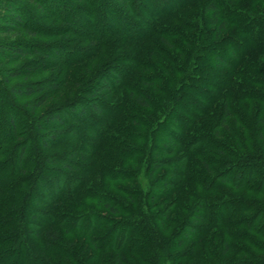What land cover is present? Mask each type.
<instances>
[{
    "label": "trees",
    "instance_id": "obj_1",
    "mask_svg": "<svg viewBox=\"0 0 264 264\" xmlns=\"http://www.w3.org/2000/svg\"><path fill=\"white\" fill-rule=\"evenodd\" d=\"M120 1L122 7L88 2L91 14L98 13L96 25L110 10L122 29L86 23L94 37L69 22L66 32L87 40L88 53L71 58L64 50L51 52V60L65 67L97 61L88 66L95 68L88 102L77 95L42 119L84 125L51 137V146L65 140L84 147L50 156L42 154L44 141L33 156L25 154L27 144L11 145L13 155L0 154V264H264L207 257L213 248L264 252V0H171L148 16L137 0ZM59 2L77 15V7ZM113 37L115 44L107 40ZM121 38L149 49L125 47ZM53 47L86 51L60 42ZM13 52L29 54L21 47ZM66 76L46 88L58 90ZM34 90L41 89L14 92L20 97ZM238 104L250 109L233 117ZM14 109L30 137L43 140L34 132L39 120ZM0 123L2 153L19 134L13 122L11 128ZM251 140L263 148L241 154ZM49 165L57 188L51 181L54 189L39 199L33 187L44 185L39 174ZM241 192L254 195L240 198ZM173 224L171 235H164Z\"/></svg>",
    "mask_w": 264,
    "mask_h": 264
},
{
    "label": "rangeland",
    "instance_id": "obj_2",
    "mask_svg": "<svg viewBox=\"0 0 264 264\" xmlns=\"http://www.w3.org/2000/svg\"><path fill=\"white\" fill-rule=\"evenodd\" d=\"M88 1L93 2V4H106L107 2H111L121 7L123 4L120 0H67V2H70L69 4L77 7V15L70 16L67 14V11L70 12L69 5L66 6L63 3H60L59 0H0V108L1 110L3 108L4 112L6 110L9 112V118L6 112L2 114L0 113V121L2 120L4 122V126L5 124L10 126L11 124L9 123L13 122V124L17 125V134H19L14 137L13 141L10 139L8 140L7 144L10 145V147H7V145L4 148V151H2L0 154H5L4 156H7L8 154L13 155L11 145L18 144V146H22L27 144L25 154L28 156H33L34 154L39 153L38 150L41 149V143L44 141H46L45 143L47 146L44 150H42V154H47L50 156L52 154H70L72 149H75L76 147H84L79 141L75 142L65 140H63L62 144L51 146V137L53 134H57L56 136L60 138L63 136L62 132L68 131L69 134L73 132L74 129H81L85 127L84 125L78 126L70 123L63 125H51L49 122H47V124H43L44 122L42 119L47 115V113H50L51 107L61 106L67 104L68 102H72L77 95H79L77 97L78 99L81 98L82 100L88 102V99H85V96L87 97L88 95L85 93V90H87V86L90 84L88 81L92 74L91 72L95 70L94 64H96L97 61L90 59L77 63L71 67H65V65L57 64L54 62V60H51V52L55 50H59L60 52L64 50L65 56L70 54L72 56L71 58L83 57V55L88 53V48L86 47L88 46L89 42L87 40L81 39L78 34L66 32L69 22L74 24L73 26L76 31H82L83 28L81 29L79 27L84 26V30L92 33L94 37H96V31H93L89 27L91 25L94 27L97 25V27H101V24H104L105 27L111 25L113 27L122 29V25H120L121 21H118L116 16H113L112 13H110V10H107L109 12H105L107 14L106 17L96 25L93 21V16H98V13L93 15L91 14V11L89 10L92 8L91 6V9L89 8ZM171 2V0H165V3L161 5V7H155L156 5H154L150 0H137L136 5L141 15L148 16L149 14H156L161 9L168 7ZM7 5H9V9H11V11H8ZM16 16H18L20 19H18ZM17 20L20 21V24L17 23ZM136 21H138L136 24H142V21L140 23L139 20L136 19ZM201 22L203 23V19ZM86 23H89V26ZM117 39V37H113L108 38L107 40L111 44H115L114 41ZM121 39L123 40L122 42L125 47L131 49L137 48V50L139 48L141 52H146L149 49V45L147 43L136 44L132 40H124V38ZM59 42L65 44L68 48H72V50L74 47L77 49L81 48L82 50L86 48V51L73 53L71 51L65 50V48L53 47V45H57ZM1 43L6 44L7 46L1 45ZM15 47L27 49L29 54L20 56L13 52V48ZM37 50L38 53H34ZM48 55H50V57H47ZM153 58H157V56L154 55ZM44 63L45 66H43L42 69H38L37 71L33 72L27 71L34 65H43ZM89 65L94 67L89 69ZM63 72H66V80L58 90H51V87L46 88L53 80L62 79L61 76ZM36 87L41 90L39 92L34 90V93L29 95H22L19 97L14 92L16 89L25 90L28 88L34 89ZM100 96L103 97L101 94ZM40 102H42V105H35ZM14 108H20L24 110L26 114L25 118L30 117L33 120H39L38 122L41 124V126L38 130H34V132L41 136L43 140L38 141V138L33 139V137H30V131H28L30 129H26L27 125L25 124V119L22 117L21 113ZM233 109L234 111L232 115L234 117L241 114V111L247 112L250 109V106L248 107L247 104H238L236 107H233ZM135 112L136 111L131 109L128 113L137 116V112ZM96 125L97 124L94 122L91 126H89L95 127ZM9 128H11V126ZM68 134H66V136H68ZM17 137L19 138L16 139ZM3 138V132H0V148L5 145L4 144L2 146L3 143H1ZM254 144L258 145L259 148H255L256 146ZM248 145L250 146H248L246 150L248 153L243 151L241 154H252V151L255 152L257 149L260 150L263 148L261 147L263 146L261 141L255 140L254 142V140H251L248 142ZM248 156L251 157L252 155ZM46 168L49 170L47 173L44 171L45 173L39 174L40 177L43 176V179L45 180L44 185L42 184V186H38L35 184L33 187V191L35 190L34 192H37L39 199L47 198L51 190L54 189L53 187L55 186L57 188V176L51 174V165L46 166ZM39 172H43L41 167ZM239 173L241 176H244L241 171H239ZM51 181L54 182L53 187H51ZM26 190L27 188L23 189L24 192H26ZM238 194L240 198H251L254 195H243L242 192ZM27 203L29 206H33L31 201H28ZM173 228L174 224L167 228L164 235H171ZM243 245L246 248L248 247L246 244ZM188 247V245L184 247L183 253H188ZM251 248L252 247H249L248 253L245 254L237 252V249H235V251H229L225 254L222 253L220 249L214 250L213 248L211 250V255H207V257L210 258V261L214 262L218 260L235 262L236 260L242 259H247L250 262H256L257 259L264 260V252H260ZM191 263L193 262H190L189 264Z\"/></svg>",
    "mask_w": 264,
    "mask_h": 264
}]
</instances>
